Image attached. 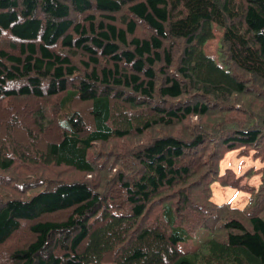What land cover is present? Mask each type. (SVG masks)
<instances>
[{
    "label": "trees",
    "instance_id": "1",
    "mask_svg": "<svg viewBox=\"0 0 264 264\" xmlns=\"http://www.w3.org/2000/svg\"><path fill=\"white\" fill-rule=\"evenodd\" d=\"M231 151L264 161V0H0V264H264Z\"/></svg>",
    "mask_w": 264,
    "mask_h": 264
},
{
    "label": "rangeland",
    "instance_id": "2",
    "mask_svg": "<svg viewBox=\"0 0 264 264\" xmlns=\"http://www.w3.org/2000/svg\"><path fill=\"white\" fill-rule=\"evenodd\" d=\"M139 32L142 33V31L140 30ZM55 103H57L56 99L52 101V104H55ZM52 104L48 105L49 107L45 109L49 120L52 119L51 118V115H52L51 112L53 109ZM54 119H55V116H54ZM99 150H100L99 148L94 150L93 152L94 154H92L91 159L95 158L94 156L98 154ZM107 152H110V151H107ZM121 152H116V153H121ZM115 159H116V155H113L112 157L104 158L103 160H98V161H102L105 164H111ZM263 166H264V161L259 160V159H254L252 151H249L248 154H240L239 151H231V152H228L224 156V158L221 160V162L219 163L218 172L220 174H223L225 170L230 169L234 172V174L237 177H239V176L244 175L248 170H258L259 168ZM4 176H7V174ZM70 180L77 181V180H83V178L75 175ZM16 183L21 184L20 182H16ZM242 184H247L251 187H254L253 192H256L261 184L260 175L255 173V171L252 174H248V175L246 174L245 177H243ZM210 191L212 195L211 196L212 202L216 204L226 203L233 208H239V209L248 207L249 198L251 197V194L253 193V192H247L243 190H236L231 187H223L219 185L217 182H214L213 184L210 185ZM26 231L27 229H24V231H21L19 236L25 235ZM13 245H18L20 247L22 246V243L18 242V240H13V242H10L9 245L3 248V250L0 251V262L3 258L7 257L6 256L7 250H9L11 246Z\"/></svg>",
    "mask_w": 264,
    "mask_h": 264
}]
</instances>
